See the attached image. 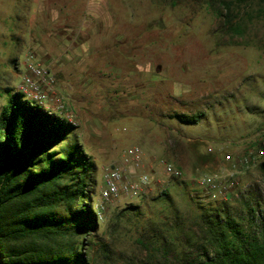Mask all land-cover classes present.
Instances as JSON below:
<instances>
[{"label": "rangeland", "instance_id": "1", "mask_svg": "<svg viewBox=\"0 0 264 264\" xmlns=\"http://www.w3.org/2000/svg\"><path fill=\"white\" fill-rule=\"evenodd\" d=\"M31 1L0 0V117L9 94L20 92L29 61L55 76L77 125L82 112L70 87L82 92L85 110L100 124L99 141L78 131L76 138L98 167L93 201L102 222L98 238L107 246L87 249L90 264H159L144 244L152 229L173 223L176 210L189 226L201 207L223 203L246 217L243 197L264 210V158L241 175L228 202L200 194L192 182L216 158L248 155L264 140V0H232L237 33L217 15L222 0H97L121 22L90 28L91 0ZM38 37L44 38V62L31 48ZM59 57L73 60L67 72L74 77L48 66ZM176 114L202 118L182 124ZM74 141L71 135L62 145ZM134 146L143 150L145 171L162 170L166 161L184 172L186 180L162 179L168 202L158 188L142 199L103 202L104 169Z\"/></svg>", "mask_w": 264, "mask_h": 264}, {"label": "trees", "instance_id": "2", "mask_svg": "<svg viewBox=\"0 0 264 264\" xmlns=\"http://www.w3.org/2000/svg\"><path fill=\"white\" fill-rule=\"evenodd\" d=\"M221 3L217 15L237 33L234 3ZM175 118L197 124L202 114ZM78 129L21 92L9 94L0 117V264H90L93 243L107 251L93 201L98 167L76 138ZM71 135L75 141L62 145ZM253 200H241L246 217L231 214L226 203L201 207L191 226L176 210L173 223L152 229L144 247L159 264H264V210Z\"/></svg>", "mask_w": 264, "mask_h": 264}, {"label": "built area", "instance_id": "3", "mask_svg": "<svg viewBox=\"0 0 264 264\" xmlns=\"http://www.w3.org/2000/svg\"><path fill=\"white\" fill-rule=\"evenodd\" d=\"M28 70L29 74L24 77L20 86V92L26 100L51 112L53 110L50 103L54 102L56 113L75 123V111L70 102L61 95L57 79L49 69L41 63L29 61ZM263 158L264 140H261L257 149L248 155L236 157L235 154L228 153L221 159L216 158L215 166L208 167L206 171L193 177L192 182L196 183L200 194L228 202L240 185L241 175L258 165ZM144 161L143 150L134 146L124 152L121 161L107 166L104 169L101 190L103 202L142 199L151 195L157 188L165 192L167 189L165 180H162L164 178L186 180L184 172L169 162H161L162 170L148 172L145 171Z\"/></svg>", "mask_w": 264, "mask_h": 264}, {"label": "crops", "instance_id": "4", "mask_svg": "<svg viewBox=\"0 0 264 264\" xmlns=\"http://www.w3.org/2000/svg\"><path fill=\"white\" fill-rule=\"evenodd\" d=\"M36 1L37 0L31 1V3H32L31 6L33 4H35ZM66 20H67V18H66ZM85 20H86L85 23L90 24L89 28L92 26V24L94 22L99 23V25H102V27H105L106 24L108 26L109 23H112V25L115 26L114 24L121 22L120 17H119V13L116 16L111 15V12L107 11L106 7H104L102 5V3L100 4L99 1H97V0H91L90 7L88 10V14H87V17ZM43 42H44L43 37H38L35 40H31V48L38 54V57L40 58V60H42L44 62L45 58H42L40 56L41 54L39 53V51L41 53H47L45 47L42 45ZM50 50H51L50 52H53L52 49H50ZM53 54H55V53H53ZM53 60L54 61H48L49 67L52 66L56 70V72L65 73L66 76L74 77V75L69 74L70 73L69 71L67 72L68 67H71L74 65V64H72L73 60L65 61L62 57H59L58 59H53ZM111 62H113V61L111 60ZM103 67L106 69V72L114 71V69H115V68L109 67V70H108L106 68V66H103ZM110 69H113V70H110ZM115 71L119 72L117 68ZM60 90H62V89H60ZM70 91H71L70 94L72 96V100H73L74 104L76 106H78L82 112V115L79 116V121H80V125H78L79 126V129H78L79 136L80 137L84 136L87 141H88V139L92 140L93 142L99 141L98 132L100 129V127H99L100 124L98 122H96L95 119L92 120V117L89 114L88 110H85L88 108V106H85L83 103L84 98L81 94L82 92H80V93L76 92L71 87H70Z\"/></svg>", "mask_w": 264, "mask_h": 264}]
</instances>
